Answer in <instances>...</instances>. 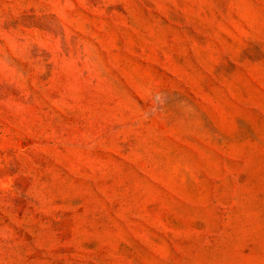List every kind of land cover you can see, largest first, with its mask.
<instances>
[{
	"label": "rangeland",
	"instance_id": "rangeland-1",
	"mask_svg": "<svg viewBox=\"0 0 264 264\" xmlns=\"http://www.w3.org/2000/svg\"><path fill=\"white\" fill-rule=\"evenodd\" d=\"M0 264H264V0H0Z\"/></svg>",
	"mask_w": 264,
	"mask_h": 264
}]
</instances>
